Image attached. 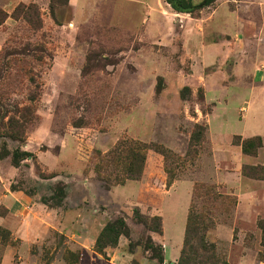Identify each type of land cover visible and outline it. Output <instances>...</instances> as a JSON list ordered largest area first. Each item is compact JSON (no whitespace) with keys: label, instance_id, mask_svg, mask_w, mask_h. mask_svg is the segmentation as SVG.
<instances>
[{"label":"rangeland","instance_id":"rangeland-1","mask_svg":"<svg viewBox=\"0 0 264 264\" xmlns=\"http://www.w3.org/2000/svg\"><path fill=\"white\" fill-rule=\"evenodd\" d=\"M157 1L0 0V264H108L119 238L136 250L127 264H139L160 233L134 209L157 205L176 180L187 182L169 196L177 219L165 216L166 242L180 247L171 264H239L246 252L264 264V212L244 218L240 182L264 180V134L240 133L248 95L264 85V0H192L193 12ZM31 4L38 19L25 14ZM11 120L23 133L6 128ZM256 136L255 158L236 140ZM133 155L137 179H127ZM245 165L261 169L246 176ZM126 180H141L136 197ZM113 185L132 203L94 202ZM65 197L109 209L104 225L122 217L128 236L102 253L99 233L81 246L89 237L61 231L49 213Z\"/></svg>","mask_w":264,"mask_h":264},{"label":"crops","instance_id":"crops-1","mask_svg":"<svg viewBox=\"0 0 264 264\" xmlns=\"http://www.w3.org/2000/svg\"><path fill=\"white\" fill-rule=\"evenodd\" d=\"M138 3H142L145 6L152 7V4L156 3L157 0H136ZM256 89L252 90V94L248 95V99L246 100V112L244 115V119L241 123V131L240 133L248 134V132L245 133L244 130H255L257 133L264 134V85H258L255 87ZM261 90H260V89ZM260 90L262 95V98H254V92L257 94L256 90ZM247 128V129H246ZM237 153V161L239 164H244L251 161V157L239 153V151H236ZM253 157H257L253 156ZM158 178V176H157ZM140 181L137 180H126L125 182L119 184V185H125L127 183H132V189L134 191L133 196H137L141 188H143V184L140 183ZM184 182H187L186 180H176L174 181L169 188L165 191L163 195H161L159 202L157 205L150 203L149 208L145 207L147 205L140 204L139 207L141 208V211L145 214L149 215H157L160 217L161 220V233L158 234V239H155L158 244L162 247V255H163V262L159 263L156 261V259L151 258L150 256H140L139 264H171V261L176 259L177 255L179 254L180 247L178 250L173 249L170 247L166 240L168 239V236L166 234V225H165V216H168L170 220H176L177 219V209L175 206H172L173 200L170 196L172 192L175 191L176 188L179 186H182ZM243 184V193L241 194V202H242V212L244 215V218L247 220H251L253 218H256L258 215L262 214L264 212V180H256V179H249V180H241L240 181ZM118 185V186H119ZM148 186V187H147ZM117 185H113L107 190H104V193L101 195H98V192L95 191L94 193V202H101L104 206H108L110 203L121 205V203H132V200L129 198L120 199L118 194L115 192V188ZM146 187L147 190H155L157 189L153 184L144 185V188ZM18 198V199H16ZM22 198L18 195H11L9 194L7 202L9 203V206L16 204L19 208H21L22 201L20 200ZM80 200V199H79ZM124 201V202H123ZM131 201V202H130ZM72 201H68L67 197H65L60 205H57L55 207L49 208V213L51 212L55 217L58 218V223L62 224V230H75L76 235L80 237H85L89 241L86 243H80L81 246L85 248H89L92 246L95 237L99 233L100 229L105 223L106 218L109 219L111 216L109 209H99L96 208L92 209L93 213H90V209L87 206V203H85L84 200H80L79 202H74V204H70ZM19 203V204H18ZM189 206V203H188ZM188 209V208H187ZM115 212V211H114ZM187 214V212H186ZM71 219H75V223L73 224ZM93 220V222H92ZM186 221V217H185ZM185 221H184V228H185ZM127 224V223H126ZM170 223H168L169 225ZM167 225V226H168ZM173 223V228H174ZM72 226V228H71ZM76 226V227H75ZM128 226V225H127ZM71 228V229H70ZM179 229H182V225L178 226ZM184 235V232H183ZM183 239V237H182ZM125 241L122 240V238H119L117 246L110 250L108 252L109 260H105L108 264H127L130 262V260L133 259V257L136 254L135 251L129 252L127 250V247L125 246ZM5 258V257H3ZM115 258H118L120 262L113 263V260ZM5 259H3L2 264H4ZM258 261L254 259V257L251 254H248L247 252L241 257V260L239 261V264H262L257 263Z\"/></svg>","mask_w":264,"mask_h":264},{"label":"trees","instance_id":"trees-1","mask_svg":"<svg viewBox=\"0 0 264 264\" xmlns=\"http://www.w3.org/2000/svg\"><path fill=\"white\" fill-rule=\"evenodd\" d=\"M166 1L170 3L173 9L178 12H193L199 7L197 4L193 3L192 0H166ZM25 14L27 16L33 15L36 19L39 18L37 9L32 4L26 6ZM38 22H39L38 27L41 28L42 27L41 22L40 21ZM13 123L14 121L12 122L11 120V122H9V124L6 125V128H8L9 130L17 134L23 133L21 125H18V124L13 125ZM238 138L239 139L236 141L238 144H240L242 151L245 154L256 155L257 149L262 145V141L259 136L247 138V139H241L240 137ZM198 139H199L198 135H191L189 141H191L193 145V144H197L196 142L198 141ZM152 147L156 151L162 153L165 156H171V157L175 156L169 150L165 149L162 146L152 144ZM187 154H188V151L185 153V155ZM134 156L135 155H133L130 166L127 171L128 172V176L126 177L127 179L128 178L137 179V176L135 175L132 176V162H134ZM259 169H261V167L257 165L256 166L245 165V166H242L241 171L246 176L254 177L257 174V170ZM169 172H170V169L169 171H167V173ZM170 183L171 182L165 183V184L166 186H169ZM133 215L139 222L144 224L149 230L161 233V220L159 216H153V217L151 216L152 218H149L148 220L147 215H144L143 213H141L137 208L134 209ZM147 220L149 222H147ZM154 221H156L155 225L153 224ZM258 226L261 229V238L264 244V220L259 221ZM128 234H129L128 226L122 217L116 218L113 221H108L103 226V228L101 229V231L99 232L98 236L95 239V247H96L97 252L102 253L105 247L115 245L120 235L128 236ZM146 246L149 249H151V258H154L156 259L157 262L162 263L164 259L162 255L161 245L153 244L150 239L148 240Z\"/></svg>","mask_w":264,"mask_h":264}]
</instances>
